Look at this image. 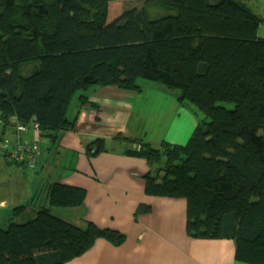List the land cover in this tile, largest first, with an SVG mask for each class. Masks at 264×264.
Returning <instances> with one entry per match:
<instances>
[{"label":"trees","instance_id":"16d2710c","mask_svg":"<svg viewBox=\"0 0 264 264\" xmlns=\"http://www.w3.org/2000/svg\"><path fill=\"white\" fill-rule=\"evenodd\" d=\"M116 1L135 0H0V128L18 137L14 124H35L54 145L74 129L72 101L77 96L80 110L90 87L141 92L143 80L176 92L197 120L184 145L154 147L119 134L87 144L86 157L116 145L144 160L145 195L184 200L189 238L231 240L235 262L264 264V38L257 34L264 17L247 0L215 7L208 0H136L144 6L126 7L107 24ZM149 6H159L160 16L151 18ZM39 194L12 209L13 218L28 214L26 222L0 230V264H65L98 239L125 241L89 221L73 224L83 190L54 182ZM149 212L140 205L134 216Z\"/></svg>","mask_w":264,"mask_h":264},{"label":"crops","instance_id":"0c3cea01","mask_svg":"<svg viewBox=\"0 0 264 264\" xmlns=\"http://www.w3.org/2000/svg\"><path fill=\"white\" fill-rule=\"evenodd\" d=\"M247 2L255 14L264 17V0ZM257 34L264 38V23ZM143 83L139 82L141 89ZM142 93L143 89L134 92L90 87L82 93L88 101L80 110L76 101L70 111V117L77 115L74 129L62 133L57 143L52 145L41 139L31 128L19 136L25 142H38L40 148L46 144V158L40 152L36 166L42 174L38 180L39 192L45 184L54 182L83 190L84 203L81 213L71 219L73 224L83 226L84 221H89L125 236L119 246L98 239L90 249L65 264H241L234 260L231 240H194L186 235L184 200L145 195L142 177L149 168L144 160L122 155V149L116 145L112 152L92 159L86 157L87 144L97 138L109 141L119 134L154 147L161 142L176 145L187 142L197 125L196 118L171 100H164L166 106L160 107L166 96L155 95L149 104L148 97ZM91 103L99 110L91 107ZM152 105L155 110L145 115L144 110ZM164 109L163 116L169 111L172 116L169 135L160 141V112ZM0 131L7 153L13 152L17 137L12 128L1 127ZM2 157L5 159L2 168L9 171L11 159L3 154ZM140 205L148 206L150 212L135 217Z\"/></svg>","mask_w":264,"mask_h":264},{"label":"rangeland","instance_id":"374dc122","mask_svg":"<svg viewBox=\"0 0 264 264\" xmlns=\"http://www.w3.org/2000/svg\"><path fill=\"white\" fill-rule=\"evenodd\" d=\"M136 7L138 9L142 8L144 6L143 2L141 1H128V2H121V1H116V2H111L109 4V9H108V15L106 19V23L110 24L113 22L115 19L118 18L119 15H121L122 11H125V9H128L126 7ZM149 15L151 18L154 17H159L160 16V7L159 6H149L148 7ZM162 12V11H161ZM145 86L142 88L143 93L142 95H146L149 99V104L152 103L153 97L157 95V97L160 95V98L163 97L162 101H160V107H165L166 105L164 104L165 101H173V103L179 107L180 103H178L173 96H175L174 91H167L163 90L160 84L158 83H152L149 81H143L141 80ZM149 84H155L158 87H152L148 86ZM141 89V91H142ZM160 89L162 91H160ZM165 89V88H164ZM158 100V99H157ZM77 101V96L74 98L72 101L71 107L76 103ZM157 102V101H156ZM156 104V103H155ZM154 104V105H155ZM152 105L149 109L144 110V114L148 115L149 111H153ZM184 108V110L188 111L187 108ZM166 109V108H165ZM165 109L160 112V141H165L166 138L169 135V122H170V116H172V112L170 115L169 113L164 114ZM200 119H203V116L201 114H198ZM4 139L1 135L0 131V149L4 144ZM44 142V141H43ZM42 142V143H43ZM3 150H0V202H3L2 205H0V230L6 229L8 224L10 222H15V223H24L27 221L25 217H27L28 214L22 215L18 218H13L12 217V209L17 206L25 205L28 204L30 201V198L34 195L36 196L35 202L37 201V198L40 196L39 191H38V180L42 176L40 170L35 167V169H22L20 166H16L15 164H11V160L9 161L10 163V170L6 171V169H3L2 167L5 166L4 161L5 159L2 157ZM41 156L45 159L46 158V153H47V147L46 144H42L40 148Z\"/></svg>","mask_w":264,"mask_h":264},{"label":"built area","instance_id":"2783aa9c","mask_svg":"<svg viewBox=\"0 0 264 264\" xmlns=\"http://www.w3.org/2000/svg\"><path fill=\"white\" fill-rule=\"evenodd\" d=\"M30 128L38 133L35 124L30 125ZM14 129L17 133H19L18 135H21L22 133L28 131V128L26 126L20 125L19 123L14 124ZM39 155H40V146L38 142L29 143L23 140L21 141V139H19L18 136L16 140L15 149L13 152L9 153L8 156L11 160L17 162L25 161L27 164V168L33 169L34 166L36 165Z\"/></svg>","mask_w":264,"mask_h":264},{"label":"water","instance_id":"95a60500","mask_svg":"<svg viewBox=\"0 0 264 264\" xmlns=\"http://www.w3.org/2000/svg\"><path fill=\"white\" fill-rule=\"evenodd\" d=\"M208 2H209V4L211 5V6H218L220 3H222L223 2V0H208ZM34 74V72L32 73V75Z\"/></svg>","mask_w":264,"mask_h":264}]
</instances>
